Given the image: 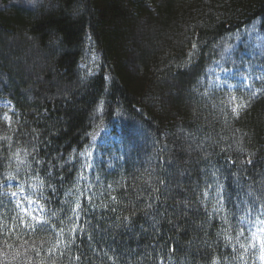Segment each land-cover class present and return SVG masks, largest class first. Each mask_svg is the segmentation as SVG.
Returning a JSON list of instances; mask_svg holds the SVG:
<instances>
[{"label":"trees","instance_id":"1","mask_svg":"<svg viewBox=\"0 0 264 264\" xmlns=\"http://www.w3.org/2000/svg\"><path fill=\"white\" fill-rule=\"evenodd\" d=\"M17 2L0 264H264V0Z\"/></svg>","mask_w":264,"mask_h":264},{"label":"rangeland","instance_id":"2","mask_svg":"<svg viewBox=\"0 0 264 264\" xmlns=\"http://www.w3.org/2000/svg\"><path fill=\"white\" fill-rule=\"evenodd\" d=\"M38 1V2H36ZM21 2V3H19ZM19 4H24L28 7H30L31 9L36 8L38 5L47 7L46 3L43 2V0H18ZM1 5V3H0ZM132 70H135V67H131ZM0 110H2L3 116L5 118V120L9 123L10 126L12 127H16V119L13 116L14 110H13V106L12 103L6 99V98H0ZM102 129H100L99 131L95 132L92 136V140L94 142L98 141L100 132ZM3 189L9 193L13 199L22 206V202L20 201V199L24 196L23 192L21 191V189L19 188V185H17L16 183H6L4 184ZM33 206L29 205L28 208L31 209ZM35 215H38L37 211H33ZM264 229V227L262 228ZM260 234L263 235L264 238V231H260ZM264 241V240H262ZM260 241V242H262Z\"/></svg>","mask_w":264,"mask_h":264},{"label":"bare ground","instance_id":"3","mask_svg":"<svg viewBox=\"0 0 264 264\" xmlns=\"http://www.w3.org/2000/svg\"><path fill=\"white\" fill-rule=\"evenodd\" d=\"M13 106V105H12ZM13 110H14V108H13ZM1 112H2V110H1ZM2 115H3V113H2ZM13 116H14V113H13ZM3 118H4V116H3ZM5 119V118H4ZM12 127V126H11ZM14 128V127H13ZM97 131H99V130H97ZM96 131V132H97ZM95 133V132H94ZM93 133V134H94ZM93 136V135H92ZM91 140H92V137H91ZM93 141V140H92ZM7 183H11V182H7ZM4 184H6V183H4ZM4 184H3V187H4ZM17 184V183H16ZM17 185H19V184H17ZM19 188H20V185H19ZM21 189V188H20ZM5 191V190H4ZM22 191V190H21ZM6 192V191H5ZM23 192V191H22ZM7 193V192H6ZM7 194H9V193H7ZM23 194H24V196L20 199V201L22 202V206L21 205H19L14 199H13V197H12V199L16 202V204L18 205V206H20V207H23V201H24V199H25V193L23 192ZM24 210L28 213V212H32L33 213V215H27V216H32V217H34V218H36V219H42V216L40 215V213H39V211H38V209L37 208H35L34 206L31 208V209H29V208H24ZM33 211H37V213H38V215H35L34 214V212ZM26 215V214H25Z\"/></svg>","mask_w":264,"mask_h":264},{"label":"snow or ice","instance_id":"4","mask_svg":"<svg viewBox=\"0 0 264 264\" xmlns=\"http://www.w3.org/2000/svg\"><path fill=\"white\" fill-rule=\"evenodd\" d=\"M236 98L235 97H233L232 98V100L234 101ZM247 105L246 104H243V103H241V104H237V105H235L234 107H233V112H235L237 115H239V109H242V108H244V107H246ZM259 231H264V229H259ZM254 236H255V234H254ZM261 248H264V241H262L261 242Z\"/></svg>","mask_w":264,"mask_h":264}]
</instances>
